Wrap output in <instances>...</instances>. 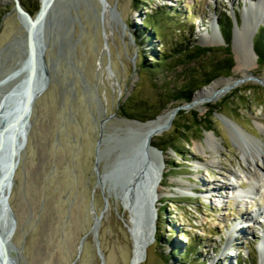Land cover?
Returning a JSON list of instances; mask_svg holds the SVG:
<instances>
[{
  "label": "rangeland",
  "instance_id": "374dc122",
  "mask_svg": "<svg viewBox=\"0 0 264 264\" xmlns=\"http://www.w3.org/2000/svg\"><path fill=\"white\" fill-rule=\"evenodd\" d=\"M20 1L33 16L38 14L41 0ZM258 1L56 2L44 30L51 84L35 104L29 142L10 198L18 220L12 242L22 264H131L133 242L126 227L130 217L114 196L97 237L103 249L100 253L92 232L94 219L104 208L103 192L96 188V148L102 129L113 133L132 121L120 108L133 94L130 109L137 108L147 120L189 103L171 101L168 91L184 89L195 73L194 62H182L172 72L140 74L141 56L153 63L164 50L159 40L147 39L152 31L141 39L137 34L144 31L148 15L166 7L179 11L174 22L180 23L170 32L173 40H167L170 45L183 37L187 44L222 51L227 44L217 26L228 16L234 18L235 67L230 79L240 82L216 103L181 110L170 130L153 139L166 149V167L157 201L155 240L140 264H264V224L260 222L264 194L253 202L238 203L226 195L230 194L227 184L243 187L232 172L246 180L249 168L243 155L256 154L257 147L249 134L231 128L225 120L237 122L264 142V63L257 57L247 74L236 69V50H240L236 17L242 26ZM208 33H215L217 45H209ZM262 35L264 22L253 39L254 50L261 55L264 46L260 41L258 48V38ZM26 39L15 2L0 0V79L26 58ZM12 85L2 88L0 97ZM209 133L220 143L218 153L206 146ZM243 185L249 187L247 182ZM95 188L97 215L91 210ZM182 188L190 194L182 195Z\"/></svg>",
  "mask_w": 264,
  "mask_h": 264
},
{
  "label": "water",
  "instance_id": "95a60500",
  "mask_svg": "<svg viewBox=\"0 0 264 264\" xmlns=\"http://www.w3.org/2000/svg\"><path fill=\"white\" fill-rule=\"evenodd\" d=\"M10 1L15 2L16 11L26 26L27 58L19 72L4 76L6 78L0 83L2 86L24 75L3 98L0 97V264H22L12 242L17 232L18 220L10 198L21 155L29 142L35 104L51 84L45 59L44 30L58 0H41V8L36 16L27 11L20 0ZM217 30L220 31L218 26ZM192 103L193 101L172 109L167 131L173 126L178 113L188 109ZM152 120L127 121L125 128L113 133H106L102 129L96 148V188H101L103 192L104 208L97 215L92 206L93 213L97 215L92 232L96 236L100 253L97 237L109 209V199L114 196L129 213V224L126 227L133 242L131 264H140L146 259V249L157 231L158 188L166 164L163 151L153 144L155 132L145 131L141 126ZM96 188L93 190V202ZM82 250L83 245L80 247L79 257ZM135 253H139L137 262L134 261Z\"/></svg>",
  "mask_w": 264,
  "mask_h": 264
},
{
  "label": "trees",
  "instance_id": "16d2710c",
  "mask_svg": "<svg viewBox=\"0 0 264 264\" xmlns=\"http://www.w3.org/2000/svg\"><path fill=\"white\" fill-rule=\"evenodd\" d=\"M139 1L145 3V0ZM23 6L32 15L35 14L24 4ZM178 15L179 11L177 9L174 10L166 7L162 11L156 12L154 15H148L145 19L143 23L144 31L137 34L138 38L141 39L145 33L148 34V31H152L148 34L147 39L149 41L159 40V48H161V50L163 49L164 51L159 53V55L157 54L158 56H155L153 63H148V61H146V57L144 55L141 56L142 60H144V65L140 66V74L143 75V73H148L153 75L165 71L172 72L176 70L181 64H183L182 62H194L196 64V67L193 68L195 73L192 74L190 79L186 82L184 89H179V91H168L171 101L182 100L185 102H191L195 92L198 90L209 86L221 77H230L232 75L233 69L235 67V58L231 50L234 19L232 16H228L225 21L219 24L221 34L225 39V43L227 44V48L221 51L220 49L205 48L197 45L187 44L185 43L186 40L183 37H178L176 43H171L172 45H170V43H168L169 41L167 40L170 38L173 40V35L170 32L174 31V26H178L180 23L179 21L174 22ZM181 30L182 29L179 28V31ZM176 31L177 30H175V32ZM260 41H262L264 46V35L258 38V48ZM255 52L259 60L264 63V54H259L257 50ZM219 56H225V58L220 59ZM133 99L134 94L121 106L120 113L131 120L136 119L140 121H147V118L144 117L141 111H139L137 108L130 109L134 103ZM153 118L154 117H152V119ZM155 146L162 150L163 153L166 152V149L157 145ZM171 148L176 149L177 147L173 146ZM92 206L97 212L96 201L93 202ZM100 249L102 252V246H100Z\"/></svg>",
  "mask_w": 264,
  "mask_h": 264
},
{
  "label": "bare ground",
  "instance_id": "6f19581e",
  "mask_svg": "<svg viewBox=\"0 0 264 264\" xmlns=\"http://www.w3.org/2000/svg\"><path fill=\"white\" fill-rule=\"evenodd\" d=\"M257 5H254L250 9V14L248 13V20L247 22L243 23L241 26L240 21H238V18L236 17V25H237V31H236V45L240 47V50L237 49L236 51L238 53V67L236 69L242 70L245 74H247L252 69L253 63L254 65L257 64V54L254 50V37L259 30V27L261 23L264 22V0H259ZM19 19L21 23L23 24V27L26 28L25 24L22 21V18L19 16ZM219 26V24H218ZM213 32L215 29L212 27ZM209 37H211V41L209 42V45H217L216 36L215 33H208ZM240 39V40H239ZM238 40V41H237ZM241 42V43H240ZM240 55H239V52ZM27 58V54H26ZM26 58L18 65V67L13 70L10 74H16L19 72L22 68L23 62L26 60ZM8 74V75H10ZM7 75V76H8ZM6 76V77H7ZM0 79V83L3 82L4 78ZM24 75L17 77V79L7 82L4 85L0 86V94L2 93V88H4L7 85L16 84L19 80L23 79ZM238 83V82H237ZM237 83L233 79H227V80H219L214 82L211 86L207 87L206 89L200 91L194 98L192 105L187 110H192L196 108H200L201 106L207 104V103H216L221 98L226 96L228 93L233 91L237 87ZM12 85V86H13ZM10 86L7 90H5L3 97L9 92V89L12 87ZM2 95V94H1ZM2 97V98H3ZM172 110L166 111L164 114L159 116L158 118L149 121L143 125H141L145 131H151L153 130L155 133L153 134V139L155 137L162 136L167 130L166 126L168 125L169 120L171 119ZM225 123L231 128L240 129L243 131L244 134H249L252 141L255 142L257 151L256 154L252 155H246L244 153L243 158L245 162L247 163V166L249 168V171L246 172L244 180L240 174L232 172V176H234L236 181H243L242 185L247 182L249 184V187H242L237 188L235 184H227L228 190L230 191V194L227 198L234 199L237 203L238 201L244 202V201H255L257 197L264 194V167L261 168V163L264 166V142L261 139H258L257 137L253 136L252 134L248 133L246 130H244L237 122L226 119ZM261 124V123H260ZM262 125V124H261ZM229 127V128H230ZM260 128H262L260 126ZM264 130V128H263ZM216 135L214 133H209L207 140H206V146L209 150H212L214 153H218V148L220 147V143L218 144L216 141ZM200 149L206 150L203 144L199 145ZM216 159V158H214ZM217 164H221V162H218ZM164 171L162 174V178L160 180L159 188L163 179ZM240 186V185H239ZM238 186V187H239ZM159 188H158V196L159 194ZM187 188H182L180 191L182 195H189L186 191ZM222 199H218V203H222ZM222 206V205H221ZM260 212V211H259ZM260 218L262 220L261 223L264 224V211L260 213ZM251 221H255V217L253 216L251 218ZM155 240V233H154V239L151 241L153 242ZM147 252V249H146ZM139 259V253H135L134 255V261L137 262Z\"/></svg>",
  "mask_w": 264,
  "mask_h": 264
}]
</instances>
